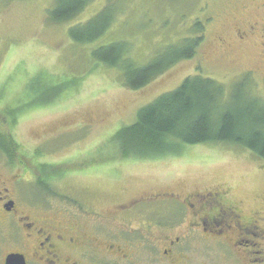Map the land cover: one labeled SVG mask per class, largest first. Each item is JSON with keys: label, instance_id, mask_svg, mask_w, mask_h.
Masks as SVG:
<instances>
[{"label": "rangeland", "instance_id": "obj_1", "mask_svg": "<svg viewBox=\"0 0 264 264\" xmlns=\"http://www.w3.org/2000/svg\"><path fill=\"white\" fill-rule=\"evenodd\" d=\"M105 3L92 0L70 23L52 25L47 12L54 0H0V134L17 151L11 163L0 155V182L30 176V197L74 213L93 241L90 251L97 249L104 264H264V247L262 255L246 261L226 240L191 231L193 201L187 198L225 193V204L237 207L244 221L264 219L263 161L232 146L209 145L183 146L157 159H123L112 141L135 122L141 107L186 77L200 75L227 88L249 74L253 94L264 101V40L250 36L237 43L227 34L238 23L263 16L264 0H126L101 39L72 43L69 28L90 20ZM199 19L206 24L205 39L195 57L141 90L124 89L117 70L91 58L94 49L126 40L131 57L145 65L157 49L188 36ZM217 35L226 38L227 48L215 44ZM37 78L46 86L69 88L52 101L50 91H28ZM31 101L35 107H26ZM36 176L47 192L37 189ZM110 245L116 252L109 255Z\"/></svg>", "mask_w": 264, "mask_h": 264}, {"label": "trees", "instance_id": "obj_2", "mask_svg": "<svg viewBox=\"0 0 264 264\" xmlns=\"http://www.w3.org/2000/svg\"><path fill=\"white\" fill-rule=\"evenodd\" d=\"M125 1L106 0L94 17L69 28L70 41L84 46L101 39L120 15ZM91 2L54 0L53 8L47 12V22L68 24ZM189 32L178 42L157 49L145 65H138L131 57V45L126 40L94 49L91 58L96 64L117 70L119 84L124 89L138 91L177 63L195 57L203 42L204 28L196 20ZM36 84L40 88L35 89ZM45 84L37 78L28 91L35 94L50 91V100L54 101L62 89L69 88L63 84ZM230 85L226 88L212 79L194 75L186 77L173 91L141 107L136 112L135 122L119 129L112 137L121 158L157 159L176 154L183 146L209 145L242 149L264 162V101L253 94L255 84L249 74ZM34 103L36 101H31L25 106L35 107ZM16 152L12 142L0 134V155L11 163L8 159ZM42 181H38V189L47 192L48 185Z\"/></svg>", "mask_w": 264, "mask_h": 264}, {"label": "flooded vegetation", "instance_id": "obj_3", "mask_svg": "<svg viewBox=\"0 0 264 264\" xmlns=\"http://www.w3.org/2000/svg\"><path fill=\"white\" fill-rule=\"evenodd\" d=\"M260 8L263 16L244 24L238 23L231 32H227L233 41L244 43L250 36H256L260 42L264 40V5ZM198 21L205 32L206 24L200 19ZM215 38L217 46L228 47L226 38L219 35ZM261 46L264 47V43ZM29 177L27 174L18 175L0 182V264H5L10 255L22 257L24 264H84L87 259L91 263L98 259L96 264H104V258L97 257V249L92 248L90 251L89 242L93 241L84 234L85 227L74 213L46 208L34 196L30 197L27 187ZM32 180L38 183L39 177H33ZM24 192H28V197H24ZM187 198L193 201L188 210L191 231L196 228L205 235L226 240L238 256L246 261L253 258L254 254L262 255V217L244 221L237 207L225 204V193L224 197L221 193L213 192L205 197L195 194ZM178 243V239L171 241L163 254L168 255ZM113 248L112 245L108 246L109 255L116 252ZM119 259L127 258L119 256ZM255 262H263V259H255Z\"/></svg>", "mask_w": 264, "mask_h": 264}, {"label": "water", "instance_id": "obj_4", "mask_svg": "<svg viewBox=\"0 0 264 264\" xmlns=\"http://www.w3.org/2000/svg\"><path fill=\"white\" fill-rule=\"evenodd\" d=\"M5 264H24L22 257L10 255L6 258Z\"/></svg>", "mask_w": 264, "mask_h": 264}]
</instances>
